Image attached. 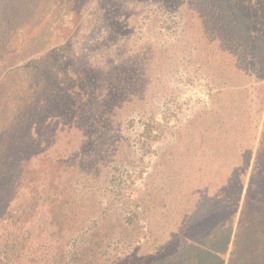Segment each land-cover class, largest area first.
I'll use <instances>...</instances> for the list:
<instances>
[{
  "label": "rangeland",
  "instance_id": "374dc122",
  "mask_svg": "<svg viewBox=\"0 0 264 264\" xmlns=\"http://www.w3.org/2000/svg\"><path fill=\"white\" fill-rule=\"evenodd\" d=\"M184 1L120 0L116 29L100 24L96 13L103 11L95 0L84 1L77 11L70 6L67 29L54 36H65L76 62L105 71L101 85L90 91L91 106L79 127L62 143L71 156L61 166L71 169L59 178L63 191L57 187L52 194L47 177L37 189L19 185L23 174L12 183L16 213L23 196L42 195L38 209L47 232L56 218L68 217L54 264L74 262L82 247L89 264H134L154 238L165 242L181 229L180 215L198 197L187 191L207 189L201 193L211 195L226 176L248 186L264 170V77L258 71L248 79L222 72L215 62L217 41L202 35L196 23L188 27ZM224 80L245 85L226 89ZM167 175L176 177L177 187ZM169 195L168 209L162 202ZM10 196L5 205L15 202ZM231 242L232 235L224 264Z\"/></svg>",
  "mask_w": 264,
  "mask_h": 264
},
{
  "label": "trees",
  "instance_id": "16d2710c",
  "mask_svg": "<svg viewBox=\"0 0 264 264\" xmlns=\"http://www.w3.org/2000/svg\"><path fill=\"white\" fill-rule=\"evenodd\" d=\"M84 1L90 0H0V264L55 263L56 242L64 234L68 217L56 218L54 229L47 232L46 217L38 209L42 195L23 196L24 207L16 213L11 208L18 201L13 187L22 174L19 185L24 188L37 189L47 177L51 182L47 187L54 194V188L64 187L63 183L58 186L59 178L71 171L61 168L71 157L62 143L70 139L73 127H79L82 114L91 106L90 91L101 85L103 70L76 62L79 57L73 59L65 36L60 40L54 36L67 29L70 6L77 11ZM95 4L103 11L94 10L100 15V24L116 29L121 20L120 0H95ZM183 6L190 15L188 27L196 23L202 35L217 41L215 62L222 72L248 79L258 71L264 77V0H185ZM120 26L124 31L123 23ZM226 83L222 82L229 86L226 89L245 85L234 80ZM167 177L177 187L176 177ZM244 185L226 176L211 195L201 193L207 189L187 191L188 197L190 193L198 197L189 199L193 207L180 215L181 229L165 242L156 244L154 238L151 249L137 253L133 263L224 264L232 235L225 264H264V170ZM174 192L168 189V193ZM7 195L12 197L10 203L15 201L12 206L5 205ZM171 203L169 195L162 206L169 209ZM180 230H185L182 237ZM50 237L54 238L52 244ZM77 252L79 256L70 263L89 264L84 261L86 248Z\"/></svg>",
  "mask_w": 264,
  "mask_h": 264
}]
</instances>
